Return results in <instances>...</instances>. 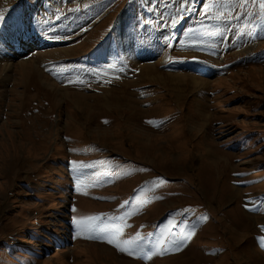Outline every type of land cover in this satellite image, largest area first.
<instances>
[{
    "label": "rangeland",
    "instance_id": "rangeland-1",
    "mask_svg": "<svg viewBox=\"0 0 264 264\" xmlns=\"http://www.w3.org/2000/svg\"><path fill=\"white\" fill-rule=\"evenodd\" d=\"M0 17V264H264L260 0Z\"/></svg>",
    "mask_w": 264,
    "mask_h": 264
},
{
    "label": "snow or ice",
    "instance_id": "snow-or-ice-1",
    "mask_svg": "<svg viewBox=\"0 0 264 264\" xmlns=\"http://www.w3.org/2000/svg\"><path fill=\"white\" fill-rule=\"evenodd\" d=\"M186 2H191V0H186ZM260 7H261V9H264V0H260ZM185 10H187V8ZM0 18H2V17H0ZM216 18L219 19V17H216ZM75 163L76 162L73 161V164H75ZM129 214L130 213H125L123 216L119 217V220L123 221L125 219V217L128 216ZM97 219H99V217H85V218H83V220L88 221V223H82L81 226L88 229V230H95L98 226L92 224L91 221H94ZM113 219H116V218L114 217ZM123 226H124L123 224L110 226L112 229H114V231L108 232V235L113 237V239H109V241H108L109 243H113L114 240L120 236ZM185 239H187L186 236L183 239H180L179 241H173V246L176 248H179V246L184 243ZM262 239H264V238H262ZM124 243H130V241H125ZM116 246L120 247V243L117 242ZM121 250L122 251H129V255L133 254V252L127 248H121ZM140 251H143L142 247L140 248Z\"/></svg>",
    "mask_w": 264,
    "mask_h": 264
},
{
    "label": "bare ground",
    "instance_id": "bare-ground-1",
    "mask_svg": "<svg viewBox=\"0 0 264 264\" xmlns=\"http://www.w3.org/2000/svg\"><path fill=\"white\" fill-rule=\"evenodd\" d=\"M141 136H142V134H141ZM107 254H109V253H107ZM107 254H106V255H107ZM110 255H111V254H110Z\"/></svg>",
    "mask_w": 264,
    "mask_h": 264
}]
</instances>
